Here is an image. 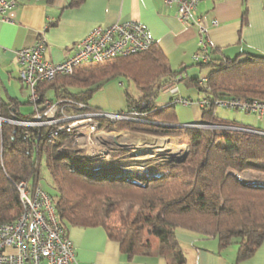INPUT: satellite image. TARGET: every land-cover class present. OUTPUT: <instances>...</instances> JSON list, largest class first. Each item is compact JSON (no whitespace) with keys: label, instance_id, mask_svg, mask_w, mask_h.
Instances as JSON below:
<instances>
[{"label":"trees","instance_id":"obj_1","mask_svg":"<svg viewBox=\"0 0 264 264\" xmlns=\"http://www.w3.org/2000/svg\"><path fill=\"white\" fill-rule=\"evenodd\" d=\"M84 2L72 0L70 5ZM152 39L147 51L87 62L74 74L38 83L33 105L42 112L47 100L73 99L78 107L85 103L86 109L93 108L90 101L106 83L125 78L140 92L136 97L125 92V111L145 114L139 117L141 121L120 120L112 128L164 136L183 132L191 146L188 158L169 166L165 173L153 174L145 184L122 177L120 168L91 169L92 174L86 168L92 161L75 148L69 134L54 126L11 122L30 120L35 111L25 116L18 101L0 100V223L20 216L18 185L27 181L33 191L39 187L52 198L57 222L68 237L72 227H103L129 258L160 255L168 264H186L176 235L178 229H185L219 237L221 248L238 243V261L245 260L264 241V179L262 184H248L238 174L247 170L264 174V134L259 133L264 129L221 119L216 115V102L233 98L264 102V55L242 53L229 58L217 56V49L211 48L210 60L196 63L210 66L209 74L189 77L183 76L187 67H171ZM179 83L200 92L199 101L207 100L202 109L206 124L241 129L173 126L179 118L173 101L191 98L175 93L163 107H157V99L163 90ZM72 108L65 103V111ZM44 167L51 175L54 194L41 184ZM151 236L156 238L157 247Z\"/></svg>","mask_w":264,"mask_h":264},{"label":"crops","instance_id":"obj_2","mask_svg":"<svg viewBox=\"0 0 264 264\" xmlns=\"http://www.w3.org/2000/svg\"><path fill=\"white\" fill-rule=\"evenodd\" d=\"M18 1L19 7L11 8L5 14L11 21L0 19V100L18 101L25 116L33 113L35 108L28 114L25 112L29 109L27 105L33 103L30 89L20 76L21 65L17 55L19 50L35 45L41 35L47 41L46 58L59 62L73 55L76 44L94 28L116 22L138 21L148 29L166 54L171 67L175 70L187 67L183 76L191 77L189 70L195 65L193 56L198 51V28L194 25L186 27L177 17L176 6L163 0H85L80 6H71L72 0H55L53 3L44 0ZM198 13L207 27L211 48L218 51L217 56L234 58L242 53L264 55V0H202ZM114 91L122 96L123 105L120 107H114L111 101ZM182 91L179 85L178 95L195 96L196 99L191 98L193 100L202 98V95H184ZM187 91L191 93L194 89ZM50 94L53 95L52 91ZM174 95L167 88L163 90L157 99V107L168 104ZM90 105L122 111L126 109V96L118 84L103 86ZM196 105L202 112L201 106ZM247 121L245 124L251 127L263 126L264 129V115L259 119L254 113ZM136 133L149 135L146 132ZM175 148L178 151V146ZM126 156L120 161L129 166L136 165ZM134 159L138 158L135 156ZM124 173L130 174L132 180L142 177V173ZM135 181L143 183L145 180ZM176 235L186 256V264H264V241L251 257L238 261L239 244L236 242L221 248L219 237H207L185 229H178ZM69 238L81 264H168L167 259L160 255L129 258L120 244L109 238L103 227H72Z\"/></svg>","mask_w":264,"mask_h":264},{"label":"built area","instance_id":"obj_3","mask_svg":"<svg viewBox=\"0 0 264 264\" xmlns=\"http://www.w3.org/2000/svg\"><path fill=\"white\" fill-rule=\"evenodd\" d=\"M163 1L168 5L176 6L177 17L186 27L197 26L199 32L198 51L194 54L193 60L195 63H207L211 58L209 54L211 44L207 35V27L198 13V5L202 0ZM15 7H19L17 0H0V19L11 21L5 17V14L9 9ZM152 43L151 34L140 22H116L109 26L94 28L76 44L73 55L63 61L52 62L45 56L47 41L44 36H40L35 45L18 51L17 58L21 65L20 76L30 89V99L31 103H33L37 100L36 88L38 83L55 80L58 76L74 74L79 66L87 62H104L116 57L147 51ZM62 103H67L77 108L86 107L85 103H80L79 107L76 106V101L73 99L47 100L44 104L48 107L46 112L42 113L35 106V114L30 120L14 119L11 122L25 126L52 125L61 120L56 117V114ZM173 103L191 105L190 100L183 97L175 99ZM206 103H208L207 100L200 101L201 106ZM217 104L218 106L256 112L260 117L264 115V102L262 101L233 98L230 100H218ZM143 114L145 113H139L135 110L105 114L96 113L97 116L100 115L99 117L104 116L100 119L105 118L109 122L123 118V116L114 118L118 115L140 119L139 117ZM76 118L81 119L82 116H77ZM194 126L211 130L222 128L241 129L235 126L211 124H195ZM64 128L67 131H72L74 125L73 127L67 125ZM58 130L61 129L58 128ZM259 133L264 134L261 131ZM100 141L102 140L92 137L87 143L80 145L89 148L91 145L99 144L98 142ZM99 158L101 157H96V159ZM96 159L93 158V160ZM108 159H110L109 154ZM114 160L112 159L111 161ZM18 187L22 211L15 221L0 223V264H81L77 258L72 240L57 222L52 198L39 187L33 191L26 181L19 183Z\"/></svg>","mask_w":264,"mask_h":264},{"label":"rangeland","instance_id":"obj_4","mask_svg":"<svg viewBox=\"0 0 264 264\" xmlns=\"http://www.w3.org/2000/svg\"><path fill=\"white\" fill-rule=\"evenodd\" d=\"M210 70H211L210 66L200 67L195 63V65L193 64L189 72L191 77H194V75L205 77L209 74ZM116 84L120 86L124 94L126 91H128L135 97L140 94L135 84L133 82H129L125 78L112 80L106 83L105 87L108 85L115 86ZM179 85L181 86L183 90L182 93L184 95H190V94L202 95L199 94L200 92L197 94V92H195V89L193 92L189 93L187 91L188 88L185 87L183 83H179ZM179 85L176 84L173 87H168V88L170 91H172V94L175 93L178 94L177 88H179ZM114 92L115 94H113L111 101H113L114 107H120L123 105L122 96L121 94H118L119 92L116 91ZM96 95H98V92L96 93ZM190 98L196 99L195 96H190ZM193 99H190L191 105L189 104L184 105L181 103L176 104L177 114L179 117L178 124H188L187 126H192L195 124L201 125L207 123L204 122V120H202L203 111L201 112V110L196 105V104L200 105V101ZM159 102L161 103L162 101L159 100ZM62 104L64 106L61 105L59 111L56 114V117L61 120H58L56 123L52 125L46 124V125H41L40 127L54 126L56 128L55 130H58V128H60L61 130H58L59 132H65L66 134H69L70 137H72V143L75 146V148L80 150L83 157L92 161L86 167L88 171L91 172L92 174L94 173V171L91 169H96V168L100 169L102 167L120 168V170L123 172L122 177L124 178L130 179V174L124 173L125 171H131L140 174L142 173V177L136 178L135 180H142V181L145 180L143 183H141V184H145L148 178H151L153 174L165 173L169 166H172L177 163L178 164L183 163L180 162L179 160H181L184 156H186V154L190 155L191 146L189 144L188 139L184 138L185 134L183 132L181 134L175 133L174 135H166V136L155 133H147L149 135L146 134L141 135L139 133H136L137 131L131 130L129 128H125V129H119L117 127L112 128L113 123L120 121L119 119H122L124 121L130 120L132 122L141 121L140 119L126 115H118L115 116L114 118L123 116L124 119L118 118L109 122L105 118L100 119L101 117L104 116L99 117L100 115L99 116L96 115V113L105 114V113L122 112V111L130 112L132 110L111 111V110L99 109L94 107L93 108L87 107L89 109H86V107H82V108L73 107L72 108L73 111L67 112L64 110L65 103ZM43 107L44 110L42 111V113L46 112L48 108L45 105H43ZM27 108L29 109L26 110L25 112L28 114L30 110L31 111L34 110L35 105L28 104ZM201 108L203 109V106H201ZM216 115L219 116L221 119L236 120L241 123H248L247 120L252 119V115H254V113L253 112L247 113L241 109H234L226 106H218L216 102ZM77 116H82V118L81 119L76 118ZM67 125L68 126L71 125L72 127L74 125V129L72 128V131H67L64 128V126ZM211 125H215V124H211ZM259 127L263 129V126H259ZM92 137H97L102 141L98 142L99 144L96 143L94 145H91L89 148L80 145L87 143L88 140ZM172 146L174 147L178 146V148L180 147V149L184 150V151L182 150L181 151L182 153L178 155L179 157H176L174 153L170 154V152H174L173 150L174 148H172V150L170 148ZM108 154L111 160L112 159L115 160L111 161L110 159H108ZM124 156H126V158H130V160H132V164H136V165L131 164L132 166H129V164L120 161L121 157ZM135 156L138 159H134ZM96 157H101V158L96 159ZM93 158H95L96 160H93ZM71 170L73 171V167H71ZM43 171L44 172H43V178L41 180V184L48 193L54 194L56 190L53 187L54 184L51 175L49 174L46 167L43 168ZM238 175L244 182L248 184H255V185L262 184L264 179V174H262V172L254 171V170H247L239 173ZM47 195L49 196V194ZM149 238L150 241H152L153 243H157L155 237L151 236Z\"/></svg>","mask_w":264,"mask_h":264},{"label":"water","instance_id":"obj_5","mask_svg":"<svg viewBox=\"0 0 264 264\" xmlns=\"http://www.w3.org/2000/svg\"><path fill=\"white\" fill-rule=\"evenodd\" d=\"M144 121V120H143ZM188 124H173V126H176V127H195L194 125L192 126H187ZM189 154H186V156H184L181 160H179L180 162H184L187 157H188Z\"/></svg>","mask_w":264,"mask_h":264},{"label":"bare ground","instance_id":"obj_6","mask_svg":"<svg viewBox=\"0 0 264 264\" xmlns=\"http://www.w3.org/2000/svg\"><path fill=\"white\" fill-rule=\"evenodd\" d=\"M117 139V138H116ZM118 140V139H117ZM171 148V150H172V148H174L173 150H174V152H170V154H175L176 155V157H179L178 155H180L182 152V150L183 149H180V147H179V149H178V151H177V148H175L174 146H172V147H170ZM183 148V147H182ZM184 151V150H183Z\"/></svg>","mask_w":264,"mask_h":264}]
</instances>
